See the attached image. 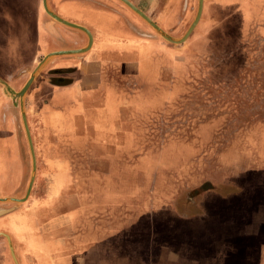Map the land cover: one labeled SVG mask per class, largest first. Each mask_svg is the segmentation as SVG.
<instances>
[{"label": "rangeland", "instance_id": "374dc122", "mask_svg": "<svg viewBox=\"0 0 264 264\" xmlns=\"http://www.w3.org/2000/svg\"><path fill=\"white\" fill-rule=\"evenodd\" d=\"M129 1L176 39L186 33L198 10V0ZM47 4L59 17L69 9L104 19L89 9L107 8L100 10L108 16L102 28L97 21L90 27L84 18L72 21L94 33V53L105 58L102 82L107 93L116 88L117 103L122 104L115 113L117 142L100 146L99 159L85 160L98 176L90 181L100 177L105 189L83 192L89 193V206L82 209L107 222L115 218L116 234H107L105 240L102 235L84 259L80 246L71 245L51 254L50 261L264 264V0H204L196 31L181 45L162 39L119 0H47ZM51 21L41 0H0V79L14 91L21 90L43 55L57 46L75 45L77 36L83 37L82 32L53 21L58 32L54 37L45 29ZM52 61L31 83L24 105L36 159L34 182L37 177L43 189L50 144L49 128L41 125L49 117V85L72 82L49 77L54 74ZM218 129L226 142L214 136ZM8 137L9 143L3 142ZM0 143L10 155L17 152L20 157L0 164V169H11L7 184L0 179V188L6 189H0V198L20 199L24 189L11 188L18 175L16 161L25 169L26 186L32 160L20 109L1 85ZM74 153L75 168L81 170L82 155L76 149ZM114 164L116 174H110ZM73 199L71 204L77 205ZM19 205L0 203L5 209ZM11 245L20 264L18 244L11 240ZM0 264H15L1 235Z\"/></svg>", "mask_w": 264, "mask_h": 264}, {"label": "crops", "instance_id": "0c3cea01", "mask_svg": "<svg viewBox=\"0 0 264 264\" xmlns=\"http://www.w3.org/2000/svg\"><path fill=\"white\" fill-rule=\"evenodd\" d=\"M73 6L76 5L70 7ZM100 10L89 9L95 16L104 19H90L86 14H74L69 9L62 13L61 18L72 23H75L72 21L74 18H84L88 27L94 25V21H97V25L102 28L104 25L106 26L107 23L104 20L108 16L105 13H100ZM87 26L83 25L88 29ZM196 27L186 41L191 38L196 31ZM90 33L93 37V43L86 53L58 56L52 61L51 71L54 74L49 75V77L71 78L72 82L70 84L49 85L51 88L50 109L47 110L49 111V117L45 120L44 125H41V128H49L47 139L48 144H50V151L49 155L45 154V158L50 162L49 173L48 175L43 174L46 176L47 183L43 180L46 183L43 189L36 177L29 197L19 205L23 207L18 206L12 212L0 217V231L7 232L12 243L14 244L16 241L21 251L20 264H54L50 261L49 256L53 253H62L71 245L74 247L80 246L84 259L85 256L89 255L87 251L90 253V250L98 246L96 242L102 239V235L103 240H105L107 234H109L108 236L116 234L117 222L115 218L107 222L103 219L104 217L99 215L91 217L83 212L85 207L89 206V203L87 205L88 197L86 196L91 191L105 189L102 186L104 180L101 182L100 177L99 180L91 179L90 181V177L98 176H96V170L89 167L91 163L87 165L85 160L97 157L99 159V155H101L100 146L102 149L108 143L117 142L116 134L119 121L115 113L122 110V104L117 103L120 100V93L116 91V88H114V93L106 92V85L102 82L105 76L100 73L105 58L97 57V54L94 53L96 37L92 31ZM79 36L72 43L75 45L57 46L55 49H51V52L85 47L88 44L87 35L83 33L82 38H78ZM37 38V35H35V39ZM24 39L28 40L27 37ZM22 41L23 48L27 50V42ZM47 47L49 48L50 45H47ZM217 71L218 68L215 72ZM232 126L234 125H231V128ZM222 133L223 130L218 129L213 134L219 137ZM261 133L263 134L264 131ZM234 134L238 135L239 132ZM231 137L233 138V135ZM10 138H5L3 142L9 143ZM222 138L223 136L219 137L218 142H226V138L224 137L221 140ZM215 141L217 142V139L213 140L214 143ZM75 149L82 155L81 170L78 167L75 168L74 160L78 159L76 153H74ZM0 155H2L0 164L1 162L5 163L6 160L5 166L8 165L10 158L17 160L20 158L17 152L10 155V152L3 149L1 143ZM111 160L115 163V156ZM16 165L17 179L14 184L10 185L14 190L23 188L25 195L28 186L23 185L25 169L22 170L17 161ZM115 166L114 164L113 172H110V174H116ZM10 173L11 169H8V167L0 169V179L4 184H7ZM14 173L13 171L12 174ZM38 175H41V173ZM79 176L82 177L81 180H79ZM84 176L88 178V181L83 180ZM113 183H116L114 179ZM16 184L17 189L14 187ZM42 191H44L43 194ZM73 198L76 200V204L78 203L77 205L71 204ZM106 224H109V233H106ZM111 230L114 232H111ZM73 263V261L70 263L68 261L56 262V264Z\"/></svg>", "mask_w": 264, "mask_h": 264}, {"label": "water", "instance_id": "95a60500", "mask_svg": "<svg viewBox=\"0 0 264 264\" xmlns=\"http://www.w3.org/2000/svg\"><path fill=\"white\" fill-rule=\"evenodd\" d=\"M41 1H42L43 10L52 19L51 22H49L45 25V29L52 36L58 37V32L56 31V29L54 27V23H53V21H55L61 25H64L66 27H69V28H72V29H75V30H78V31L85 33L88 37V44L85 47L80 48V49L53 51V52L46 54L40 61H37L36 67L30 73L28 79L26 80V82L22 86L21 90L18 92L14 91L8 84H6L3 80L0 79V85L2 86L4 94L9 99H11V101L13 102V104L15 106H18L20 109L21 120H22L23 127H24V130L26 133L27 142H28V146L30 149V155H31V160H32V171H31L30 181L28 183L27 190H26L24 197L20 198V199L0 198V203H19L20 204V203L25 202L27 200V198L29 197V194L31 192V189H32V186L34 183V179H35L36 159H35V153H34L31 135L29 132L28 124H27V119H26V114H25V106H24L25 105V95L27 93L28 88L30 87L31 83L33 82V80L35 79L37 74L40 72V70L48 62L53 60L55 57L68 56V55H79V54L85 53L86 51H88L90 49V47L93 43V37H92V35L88 29H86L85 27H83L81 25H78V24L69 22L65 19H62L61 17H59L58 15H56L55 13H53L49 9L48 4H47V0H41ZM119 1L124 3L133 12H135L139 17H141L157 33V35H159L165 41H167L171 44H174V45L183 44L187 40V38L191 35V33L193 32V30L195 29V27L197 26V24L201 18L202 11H203V2H204V0H198V10H197V14H196L194 21L192 22V24L190 25V27L188 28L186 33L181 38L176 39V38L169 36L167 33H165L152 19H150L141 9H139L131 1H129V0H119ZM14 209H15V207L7 208V209L0 207V217L7 215L8 213L12 212ZM0 235L6 238L14 263L19 264L16 257H15L13 247L11 245V239H10L9 235H7L5 233H0Z\"/></svg>", "mask_w": 264, "mask_h": 264}, {"label": "flooded vegetation", "instance_id": "af4514ba", "mask_svg": "<svg viewBox=\"0 0 264 264\" xmlns=\"http://www.w3.org/2000/svg\"><path fill=\"white\" fill-rule=\"evenodd\" d=\"M102 8H104V10H106L107 8H105L104 6L102 7ZM107 11V10H106Z\"/></svg>", "mask_w": 264, "mask_h": 264}]
</instances>
